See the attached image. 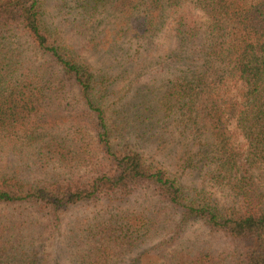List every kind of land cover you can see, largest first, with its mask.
<instances>
[{
  "label": "trees",
  "instance_id": "16d2710c",
  "mask_svg": "<svg viewBox=\"0 0 264 264\" xmlns=\"http://www.w3.org/2000/svg\"><path fill=\"white\" fill-rule=\"evenodd\" d=\"M48 1L0 0V264L49 230L54 264H264V0Z\"/></svg>",
  "mask_w": 264,
  "mask_h": 264
},
{
  "label": "rangeland",
  "instance_id": "374dc122",
  "mask_svg": "<svg viewBox=\"0 0 264 264\" xmlns=\"http://www.w3.org/2000/svg\"><path fill=\"white\" fill-rule=\"evenodd\" d=\"M62 0H49L48 1V8L50 11H55L58 8V4L61 3ZM251 1H255V0H251ZM199 16L201 15V13H197ZM82 36V35H81ZM77 42H79L81 44V46L83 47L84 50V56L85 58L90 61L93 62L95 57H96V52H95V46L94 43L91 41V33L88 32L84 35V38H76ZM163 73H161V71H159V69L157 67H152L149 70L145 71L140 78L136 79L134 81V87H140L142 89V91L147 92L148 93V89L149 87L155 86L154 84L156 83V85H159V82H161ZM238 88H234L233 89V95H235L237 93ZM148 97H150L148 95ZM236 128V123L234 119L229 120V129L231 131H233L235 134V147L239 150H241V144L243 142V139L241 137V135H238L237 131H235ZM21 165V169L22 170H26V167L23 163V161L20 162ZM192 179L195 180V183L200 184L201 183V177L199 174L195 173L191 174ZM189 178V177H188ZM190 179H187V181ZM220 196H222V193H220ZM11 210V209H10ZM9 210V211H10ZM6 209L0 205V214H2L3 212H5ZM82 209H74L70 211V215L69 216H73L75 214H81L82 213ZM42 221V220H41ZM51 232L50 230L46 233L45 236H47V239L45 241V251H44V264H54V258L57 254L58 249V244L55 243V241H57V238H53V236L51 237ZM187 236H190L192 238H200V239H204L206 237H208V240L212 241L213 246L215 247H219L222 245L226 244V240H224V236H222L221 234L216 235V237H212L210 238L209 234L207 233V228L202 224V223H194L192 224L189 229L188 232L186 234ZM185 235V236H186ZM169 250L168 251H164V253H162L161 255H156L155 253H151V254H145L144 258L140 261V264H148V263H153V262H159L161 264H167L168 263V258H169Z\"/></svg>",
  "mask_w": 264,
  "mask_h": 264
}]
</instances>
